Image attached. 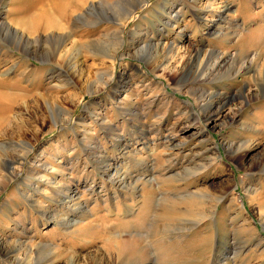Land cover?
<instances>
[{
  "label": "rangeland",
  "instance_id": "1",
  "mask_svg": "<svg viewBox=\"0 0 264 264\" xmlns=\"http://www.w3.org/2000/svg\"><path fill=\"white\" fill-rule=\"evenodd\" d=\"M91 2L63 46L0 31V264H264V0Z\"/></svg>",
  "mask_w": 264,
  "mask_h": 264
},
{
  "label": "bare ground",
  "instance_id": "2",
  "mask_svg": "<svg viewBox=\"0 0 264 264\" xmlns=\"http://www.w3.org/2000/svg\"><path fill=\"white\" fill-rule=\"evenodd\" d=\"M91 1L92 0H65L64 2L57 3V5H53V6H50L49 5V7H50L49 9L42 8L36 14H34L29 19L28 22H24V23H19V22L13 23L16 26H12L13 24H10V23L0 24V31L3 32V33L5 32V33L9 34L10 36H13L14 39L16 38L18 40V43H19V44L17 43V45H19V48L20 47L21 48L23 47L24 49L26 48L27 50H25V51H33V52H36L37 50H35L36 49L35 43H39V42H42V41H45V40H48V39H57V40H60L61 41V44L63 46L71 38L70 37V33H68V28L66 26V23L70 20V18H72L75 15L77 17L76 20H79V21L81 19H83L85 16H87V12H89L90 9L92 7H94V5H95ZM88 3H91V4L88 6ZM83 5H85V7L87 9L83 13H80L79 12V10H80L79 7H82ZM51 10L53 12H51ZM224 10H228V8L223 9V11ZM123 13L124 14H122L121 17H120V26H122V28L126 25L129 17L132 15L133 9H131V10L128 9L127 11H124ZM73 43H74L73 44V47L76 48L78 46V43L77 42H73ZM75 48L74 49H70L67 52V54H69L67 56V59L69 58L70 54L72 53L71 51L72 50H75ZM29 49H31V50H29ZM27 54H30V56L31 55L33 56L34 55V53H27ZM112 58L113 59L115 58V54H114V56ZM67 59H66V62L65 63H67ZM232 59L235 61V57L234 56L232 57ZM239 60L240 61H243V58H236V62H239ZM245 60L247 61V58H245ZM24 63L25 64H23V65H26V62H24ZM19 64H20V62H19ZM232 65H236V64H232ZM25 67L27 69L28 66H25ZM262 71H264V70H262ZM262 71H257V76L258 77L255 78L257 81L262 80L264 78V73L262 74ZM228 74H230V73H228ZM236 75H238V74H236ZM190 86H191V84H190ZM2 88H6V87H4L2 85V82H0V89H2ZM12 89L13 90H16L18 93H11L10 94V93H4V92H1L0 91V118L3 119V120H5L4 117L7 116V114L11 111L12 106L14 104L20 102L21 100L24 101V102H22L24 104V103H26L25 102V99L29 98L28 96H25L24 91L19 86L14 85L12 87ZM254 99H256V98H254ZM22 103H20V104L23 105ZM26 105H27V103H26ZM1 122L2 121H0V123ZM251 193H252V190H247V194H251ZM71 199H73V198H71ZM67 221H66V223H67ZM69 225L71 226V225H74V224H70L69 223Z\"/></svg>",
  "mask_w": 264,
  "mask_h": 264
}]
</instances>
